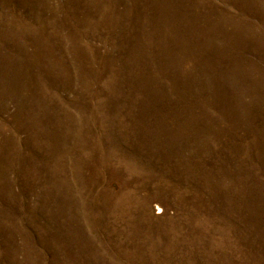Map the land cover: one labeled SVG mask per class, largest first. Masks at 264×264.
Returning a JSON list of instances; mask_svg holds the SVG:
<instances>
[{
	"label": "rangeland",
	"instance_id": "374dc122",
	"mask_svg": "<svg viewBox=\"0 0 264 264\" xmlns=\"http://www.w3.org/2000/svg\"><path fill=\"white\" fill-rule=\"evenodd\" d=\"M0 264H264V0H0Z\"/></svg>",
	"mask_w": 264,
	"mask_h": 264
}]
</instances>
